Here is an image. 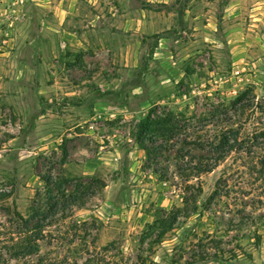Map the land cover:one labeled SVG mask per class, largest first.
<instances>
[{
  "label": "rangeland",
  "instance_id": "1",
  "mask_svg": "<svg viewBox=\"0 0 264 264\" xmlns=\"http://www.w3.org/2000/svg\"><path fill=\"white\" fill-rule=\"evenodd\" d=\"M155 105L264 132V0H0V264H264V137L186 189Z\"/></svg>",
  "mask_w": 264,
  "mask_h": 264
},
{
  "label": "trees",
  "instance_id": "2",
  "mask_svg": "<svg viewBox=\"0 0 264 264\" xmlns=\"http://www.w3.org/2000/svg\"><path fill=\"white\" fill-rule=\"evenodd\" d=\"M245 94L233 102L235 115L244 112L248 106L243 103ZM233 116L224 105H220L219 112L214 116L219 124L215 125V119L211 124L216 129L212 131L208 119L191 117L185 112H174L155 105L145 118L137 122L133 135L139 148L146 152L149 167L163 178L168 176L165 161L176 149L179 175L186 183V189H195L196 186L189 183L192 178L213 172L232 152L254 153L253 149L262 144L258 141V134L264 137V132L256 131L252 137H242L241 127L236 128L238 124L235 125L230 118ZM187 146L193 149L187 150ZM196 192L197 195L202 193V187H197ZM172 222H175V218L165 220L163 230Z\"/></svg>",
  "mask_w": 264,
  "mask_h": 264
}]
</instances>
